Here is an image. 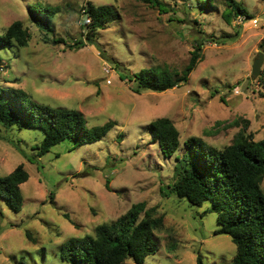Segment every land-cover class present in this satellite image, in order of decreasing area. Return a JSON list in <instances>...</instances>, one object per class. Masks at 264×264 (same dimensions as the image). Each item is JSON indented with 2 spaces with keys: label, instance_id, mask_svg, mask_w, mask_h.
I'll use <instances>...</instances> for the list:
<instances>
[{
  "label": "rangeland",
  "instance_id": "rangeland-1",
  "mask_svg": "<svg viewBox=\"0 0 264 264\" xmlns=\"http://www.w3.org/2000/svg\"><path fill=\"white\" fill-rule=\"evenodd\" d=\"M88 1L111 4L117 14L96 30L94 43L71 48L68 43L86 31ZM164 1L166 11L143 0H0V32L19 19L31 35L25 46L0 45V86L78 108L87 126L116 121L98 140L66 138L36 159L40 128L0 125V173L22 163L29 174L20 184L19 211L0 199V264H71L59 256L65 238L93 233L137 201L164 216V227L154 232L158 247L144 264H195L198 252L206 264L234 256L236 244L215 232L219 224L216 212L206 210L208 201L194 205L169 192L175 158L152 140L148 123L168 116L181 142L196 135L218 147L242 129L255 139L264 136V77L251 74L259 51L264 66V0H237L252 17L229 22L222 16L229 0L207 7L198 0ZM29 5L56 8L48 28L35 23ZM199 30L218 41H204L203 59L187 81L135 92L119 77L150 65L180 70ZM57 37L64 41L54 42ZM261 185L264 192V177ZM124 264L135 263L127 258Z\"/></svg>",
  "mask_w": 264,
  "mask_h": 264
},
{
  "label": "trees",
  "instance_id": "trees-1",
  "mask_svg": "<svg viewBox=\"0 0 264 264\" xmlns=\"http://www.w3.org/2000/svg\"><path fill=\"white\" fill-rule=\"evenodd\" d=\"M159 9H169L164 0H143ZM199 1V2H198ZM198 7L212 6L213 0H198ZM222 16L228 22L242 15L251 18L248 9L237 0H229ZM31 17L41 28H48L55 7L36 9L29 5ZM85 33L68 43L78 48L86 42L94 43L96 30L113 19L117 11L111 4H94L88 1L83 8ZM40 15V16H39ZM193 37V48L187 63L180 69L150 65L132 74L120 73L123 80L131 81L135 92L162 91L187 81L190 72L203 59L202 45L216 40L203 30ZM28 28L19 19L13 20L0 32V45L17 43L25 46L30 39ZM64 41L57 37L53 41ZM224 41V40H223ZM264 38L260 40V46ZM0 56V60H1ZM264 77V66L260 70ZM116 121L87 126L83 112L74 107L53 106L34 100L23 88L0 86V125L4 127L29 126L42 131L35 145L32 159L47 152L63 139L76 143L100 139ZM153 141L165 155H174V176L169 192L186 198L190 204L201 205L208 201L206 210L216 212L219 226L216 233H226L236 244V252L224 264H264V136L255 139L251 131L239 130L233 140L222 147L206 142L200 136L190 135L180 141L179 130L168 116H157L148 123ZM17 145V144H16ZM18 146V145H17ZM22 163L12 170L0 173V199L13 211L23 203L20 184L28 178ZM164 227V216L156 206H145L143 201L133 203L115 219L97 224L93 233L71 235L60 244L59 256L71 264H124L131 258L135 264H144L145 258L157 249L155 230ZM195 264H206L200 253Z\"/></svg>",
  "mask_w": 264,
  "mask_h": 264
},
{
  "label": "water",
  "instance_id": "water-1",
  "mask_svg": "<svg viewBox=\"0 0 264 264\" xmlns=\"http://www.w3.org/2000/svg\"><path fill=\"white\" fill-rule=\"evenodd\" d=\"M263 59V53L259 51L258 56L254 58L252 65H251V74L254 76L259 75L261 64Z\"/></svg>",
  "mask_w": 264,
  "mask_h": 264
},
{
  "label": "built area",
  "instance_id": "built-area-1",
  "mask_svg": "<svg viewBox=\"0 0 264 264\" xmlns=\"http://www.w3.org/2000/svg\"><path fill=\"white\" fill-rule=\"evenodd\" d=\"M255 20V19H254ZM255 22V21H254Z\"/></svg>",
  "mask_w": 264,
  "mask_h": 264
}]
</instances>
